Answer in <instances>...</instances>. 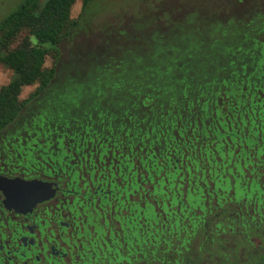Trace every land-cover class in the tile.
Segmentation results:
<instances>
[{
	"label": "trees",
	"instance_id": "1",
	"mask_svg": "<svg viewBox=\"0 0 264 264\" xmlns=\"http://www.w3.org/2000/svg\"><path fill=\"white\" fill-rule=\"evenodd\" d=\"M74 1L19 0L0 17V64L11 71L0 86V130L53 78L44 56H56L90 2L81 0L72 19ZM261 22L217 50L221 63H207L192 79L180 71L133 89L126 119L122 100L118 118L98 131L84 128L89 149L68 165L96 166L109 193L100 195L95 220L87 219L94 229L76 264H264L256 238L264 231ZM34 83L31 96L18 99ZM75 134L67 136L79 144Z\"/></svg>",
	"mask_w": 264,
	"mask_h": 264
},
{
	"label": "rangeland",
	"instance_id": "2",
	"mask_svg": "<svg viewBox=\"0 0 264 264\" xmlns=\"http://www.w3.org/2000/svg\"><path fill=\"white\" fill-rule=\"evenodd\" d=\"M18 1L0 0V17ZM80 8L81 0H75L72 19ZM80 18L78 27L59 41L56 56L53 51L44 56L43 66L53 67L54 76L27 101L17 124L46 122L73 131L79 141L85 127L98 131L113 120L122 100L119 115L126 119L133 89L180 71L192 79L195 71L208 70L207 63H221L218 49L238 41L253 20L262 24L264 0H90ZM10 76L0 64V86ZM36 86H23L18 99L29 98ZM86 145L81 151L90 142ZM68 161L74 164L76 156ZM256 238L264 242V231Z\"/></svg>",
	"mask_w": 264,
	"mask_h": 264
},
{
	"label": "flooded vegetation",
	"instance_id": "3",
	"mask_svg": "<svg viewBox=\"0 0 264 264\" xmlns=\"http://www.w3.org/2000/svg\"><path fill=\"white\" fill-rule=\"evenodd\" d=\"M15 119L0 130V177L51 183L54 193L17 211L3 205L0 190V264H76L84 235L94 229L88 220H95L108 184L97 182L92 164L68 165L70 155L81 156L88 140L72 144L65 129Z\"/></svg>",
	"mask_w": 264,
	"mask_h": 264
},
{
	"label": "water",
	"instance_id": "4",
	"mask_svg": "<svg viewBox=\"0 0 264 264\" xmlns=\"http://www.w3.org/2000/svg\"><path fill=\"white\" fill-rule=\"evenodd\" d=\"M0 190L3 194V205L17 211L29 209L36 202L49 198L54 193L51 183L37 179L24 180L5 177H0Z\"/></svg>",
	"mask_w": 264,
	"mask_h": 264
}]
</instances>
